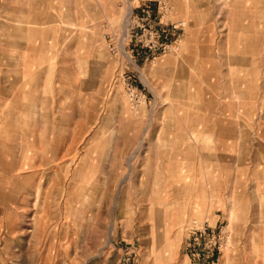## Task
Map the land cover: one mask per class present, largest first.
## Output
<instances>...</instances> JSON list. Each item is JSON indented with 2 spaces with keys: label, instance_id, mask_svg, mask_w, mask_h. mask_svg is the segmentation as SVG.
Returning a JSON list of instances; mask_svg holds the SVG:
<instances>
[{
  "label": "crops",
  "instance_id": "crops-1",
  "mask_svg": "<svg viewBox=\"0 0 264 264\" xmlns=\"http://www.w3.org/2000/svg\"><path fill=\"white\" fill-rule=\"evenodd\" d=\"M128 1L134 12L142 13L147 7L156 10L160 0ZM123 2L0 0V199L6 194L14 200L20 187L12 174L17 163L10 157L36 156L20 166L36 168L40 174L48 156L78 153L76 145L87 137L84 123L78 120L72 129L65 126L63 100L58 101L61 83L55 81L56 98H51L53 77L66 71L61 66L49 67L50 61L63 58L57 45L63 47L65 39L57 33L69 24L105 23ZM171 2H167L164 13L166 22L177 21L169 15ZM194 3L193 10L197 11L196 0ZM88 40V68H72L73 90L79 91L85 85L80 75L93 76L95 38L90 36ZM199 42L200 47L196 45ZM211 42L212 36L200 41L185 35L180 50L183 45L190 49L182 53L169 52L152 60L146 58L145 51L130 53L151 91L152 114L120 116L116 127L119 137H112V131L105 137L109 145L113 138L131 141V145L135 139V154L143 156L142 164L129 171L133 193L129 188L120 191L122 239L178 235L176 231L184 221L226 216L233 205L254 203L249 190L256 187L257 179L264 188V156L263 160L259 156L264 155V79L260 83L254 69V42L246 51L237 52L231 40L226 51L220 53L213 50ZM74 44H80V35ZM108 104H112L111 99ZM104 120L107 124V114ZM5 171L12 173L6 177ZM24 187L43 185L38 181ZM43 216L41 211L24 215L28 222L23 227L17 226L20 217L14 212L0 210V264L22 260L23 252L31 245L43 255ZM34 219L35 223L31 222ZM32 223L36 229L30 227ZM28 228L33 231L29 233ZM25 237H29L27 243ZM179 247L176 242L157 251L150 264H173Z\"/></svg>",
  "mask_w": 264,
  "mask_h": 264
},
{
  "label": "rangeland",
  "instance_id": "rangeland-1",
  "mask_svg": "<svg viewBox=\"0 0 264 264\" xmlns=\"http://www.w3.org/2000/svg\"><path fill=\"white\" fill-rule=\"evenodd\" d=\"M171 1L169 15L185 22L186 37L195 36L202 41L212 36L213 50L217 53L226 51L231 40L235 41L237 52L246 51L248 44L254 42L255 69L259 82H262L264 0H196L197 11L193 10L195 0H180L176 5L174 0ZM130 3L124 0L122 8L117 9L105 23L69 24L57 33L65 39L63 47L57 45L58 51H63V58L50 61L49 67L61 66L66 71L53 77L51 98H56L57 81L61 83V86L58 85V90H61L58 91V101L63 100L65 126L72 129L80 120L84 123L87 137L76 145L78 153L75 155L48 156L40 174L36 168L20 166L24 161L32 162L36 156L10 157L17 164L15 171L9 172L15 176L20 187L16 188L14 200L6 194L1 197L0 210L14 212L16 217H20L17 226L23 227L28 222L24 215L44 212L46 237L42 246L43 255L31 245L29 251L23 252L22 260L14 259L8 264H150L157 251L174 246L176 242L180 247L173 264H264V188L258 179L256 187L249 190L250 198L255 202L233 205L226 216L184 221L176 231L178 235L128 236L122 239L118 216V202L122 198L120 191L129 188L130 194L133 193L129 171L142 164L143 156L135 154L137 140L133 139L131 145V141L113 138L110 150L105 137L111 131L112 137H119L116 127L119 126L120 116L152 114V94L147 80L130 55L131 51H144L136 43L130 23H125L129 11L133 10ZM252 24L254 28H248ZM78 35L80 44H74ZM90 36L95 38L96 47L91 67L93 76L80 75L85 85L79 91L73 90L75 77L71 75L72 68L78 67L81 71L88 68L86 54ZM199 43L196 45L200 47ZM180 48L172 51L175 52L173 54L190 49L185 45L182 51ZM145 52L147 59L155 58ZM109 99L111 105L108 104ZM146 105H149L148 109ZM106 114L109 116L107 124L104 123ZM89 151L91 154H87ZM259 156L263 160L264 155L260 153ZM9 172H4L6 177ZM38 181H42L43 187L38 188L40 197L37 198V193L33 194L37 188L30 189L24 185ZM9 191L5 189V192ZM31 222L35 223V219ZM28 240L29 237H25L26 243ZM220 245L222 248H219Z\"/></svg>",
  "mask_w": 264,
  "mask_h": 264
},
{
  "label": "built area",
  "instance_id": "built-area-1",
  "mask_svg": "<svg viewBox=\"0 0 264 264\" xmlns=\"http://www.w3.org/2000/svg\"><path fill=\"white\" fill-rule=\"evenodd\" d=\"M167 0L158 1L155 9L147 7L141 14L130 10L125 23H130L138 46L152 57L177 51L186 34L184 21L164 22ZM164 23V24H163ZM219 248H222L220 245Z\"/></svg>",
  "mask_w": 264,
  "mask_h": 264
},
{
  "label": "bare ground",
  "instance_id": "bare-ground-1",
  "mask_svg": "<svg viewBox=\"0 0 264 264\" xmlns=\"http://www.w3.org/2000/svg\"><path fill=\"white\" fill-rule=\"evenodd\" d=\"M258 67V66H257ZM242 69V68H241ZM255 69V68H254ZM236 71V70H235ZM236 73V72H235ZM245 75V74H244ZM234 76H236L235 74H234ZM238 76V75H237ZM243 76V75H242ZM232 77V76H231ZM232 133V132H231ZM235 134V133H234ZM1 157V156H0ZM10 163V162H9ZM7 164V163H6ZM0 166H1V164H0ZM10 166V165H9ZM6 168V167H5ZM1 172H3V171H1ZM42 192V191H41ZM39 194H40V192L38 191V188H37V198L38 197H40L39 196ZM25 195V194H24ZM31 196V195H30ZM1 200V199H0ZM17 200H18V198H17ZM17 202V201H16ZM43 202V201H42ZM1 218V217H0ZM30 227L32 228L33 227V229L35 228L36 229V226H35V224L34 223H32V224H30ZM33 230H31L30 228H28V232L30 233V232H32ZM6 236V235H5ZM7 237V236H6ZM7 238H9V237H7Z\"/></svg>",
  "mask_w": 264,
  "mask_h": 264
}]
</instances>
